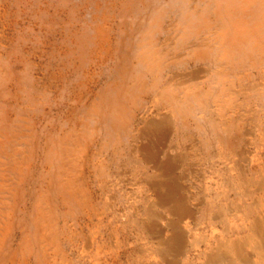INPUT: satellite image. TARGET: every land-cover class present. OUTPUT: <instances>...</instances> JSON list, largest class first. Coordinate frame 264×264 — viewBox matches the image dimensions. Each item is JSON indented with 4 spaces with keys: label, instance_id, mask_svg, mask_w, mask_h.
<instances>
[{
    "label": "rangeland",
    "instance_id": "1",
    "mask_svg": "<svg viewBox=\"0 0 264 264\" xmlns=\"http://www.w3.org/2000/svg\"><path fill=\"white\" fill-rule=\"evenodd\" d=\"M249 1L0 0V264L264 263Z\"/></svg>",
    "mask_w": 264,
    "mask_h": 264
},
{
    "label": "bare ground",
    "instance_id": "2",
    "mask_svg": "<svg viewBox=\"0 0 264 264\" xmlns=\"http://www.w3.org/2000/svg\"><path fill=\"white\" fill-rule=\"evenodd\" d=\"M238 2L239 1H237V2H235L236 3V5L238 4ZM250 3L252 2V0H250L249 1ZM248 5H249V3H248ZM250 6V5H249ZM243 34V33H242ZM240 36H241V34H240ZM165 120V119H164ZM163 120V122H166V121H164ZM159 122V121H158ZM158 124H156V125H154V128H158ZM160 139V138H159ZM172 190V189H171ZM254 229H253V232L250 234V237H249V239H248V242H249V244L252 246V247H254L255 249H256V251H258V252H260V255H261V258L263 257V255H264V246L262 245V235H263V233H262V231H263V229H264V226H262L261 225V223L260 222H258V223H256L255 225H254ZM172 244V243H171ZM242 247H243V244H241V243H238V244H231V245H229L228 246V248L230 249V250H232V252H240L241 250H242ZM262 262H264V260H262ZM245 263V262H244ZM260 263H261V261H260ZM262 264H264V263H262Z\"/></svg>",
    "mask_w": 264,
    "mask_h": 264
}]
</instances>
